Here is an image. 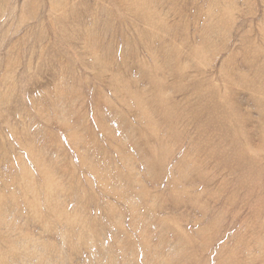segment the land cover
I'll list each match as a JSON object with an SVG mask.
<instances>
[{
  "label": "rangeland",
  "instance_id": "rangeland-1",
  "mask_svg": "<svg viewBox=\"0 0 264 264\" xmlns=\"http://www.w3.org/2000/svg\"><path fill=\"white\" fill-rule=\"evenodd\" d=\"M0 264H264V0H0Z\"/></svg>",
  "mask_w": 264,
  "mask_h": 264
}]
</instances>
